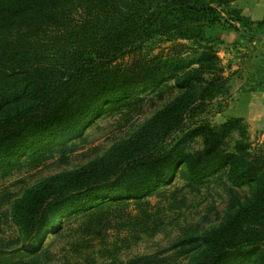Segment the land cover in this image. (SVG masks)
Masks as SVG:
<instances>
[{"label":"trees","instance_id":"16d2710c","mask_svg":"<svg viewBox=\"0 0 264 264\" xmlns=\"http://www.w3.org/2000/svg\"><path fill=\"white\" fill-rule=\"evenodd\" d=\"M236 1L0 0V87L17 83L28 96L0 114V160L41 139L78 134L106 104L140 111L148 99L137 93L152 89L170 98L99 162L102 170L93 163L30 190L13 211L24 242L35 248L59 235L55 216L149 195L184 166L198 185L211 176L218 186H251L248 196L225 187L230 213L219 229L181 244L198 249L184 248L186 264H264V145L251 152V143L236 141L229 152L235 132L246 139L241 122L212 124L207 114L229 95L230 81L218 57L223 41L208 32L235 22L264 27L233 8ZM197 138L203 147L187 152ZM136 263L158 264L157 257Z\"/></svg>","mask_w":264,"mask_h":264},{"label":"rangeland","instance_id":"374dc122","mask_svg":"<svg viewBox=\"0 0 264 264\" xmlns=\"http://www.w3.org/2000/svg\"><path fill=\"white\" fill-rule=\"evenodd\" d=\"M232 7L239 9L235 3ZM230 24L232 27L224 23L223 27L208 32L210 37L223 41L218 57L230 81L229 95L219 98L220 104L213 102L207 114L211 123L217 125L231 118L239 120L246 139L235 132L228 140L229 152L233 151L236 141L251 143L252 152L264 145V115L258 113L262 108L256 106L258 112L253 111L249 119L238 116L233 108L235 103L232 104L235 101L233 80L245 77V63L250 55L259 51L264 27L248 29L240 23ZM15 84L0 87V114L12 112L27 102L23 86ZM151 91L137 93L148 99L140 111L106 104L78 134L63 132L38 140L18 155L0 160V264H138L136 261L143 257H157L158 264H186L184 248L194 253L198 249L194 248L195 243L185 247L181 244L222 226L231 203L225 187L233 184L225 180L224 186H218L210 182L212 177L209 176L198 185L182 174L185 167L181 166L172 180L149 195L104 204V207L97 205L79 214L55 216L53 227L55 232L60 231L59 235L44 236L35 248L24 242L13 216L17 203L30 190L41 189L51 177L93 163L91 166L102 170L99 162L115 147L126 145L170 100L168 93L160 98L158 92ZM220 108L221 113L215 114ZM202 147V139L197 138L188 143L185 150L191 153ZM233 186H237L233 188L242 196H248L251 190L246 184ZM25 251H35L37 257L26 259L12 255Z\"/></svg>","mask_w":264,"mask_h":264},{"label":"crops","instance_id":"0c3cea01","mask_svg":"<svg viewBox=\"0 0 264 264\" xmlns=\"http://www.w3.org/2000/svg\"><path fill=\"white\" fill-rule=\"evenodd\" d=\"M235 5L252 22L264 20V0H237ZM261 40L259 51L250 55L245 63V77L233 80L235 101L232 104L235 103L233 108L242 118L248 116L249 119L253 111L258 112L256 106L262 108L258 113L264 115V37Z\"/></svg>","mask_w":264,"mask_h":264}]
</instances>
